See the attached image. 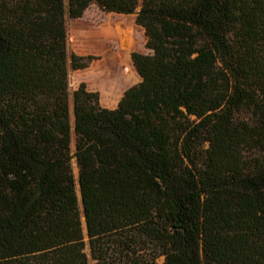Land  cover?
Here are the masks:
<instances>
[{
  "label": "trees",
  "instance_id": "obj_1",
  "mask_svg": "<svg viewBox=\"0 0 264 264\" xmlns=\"http://www.w3.org/2000/svg\"><path fill=\"white\" fill-rule=\"evenodd\" d=\"M91 4L134 15L72 61L101 97L71 108ZM134 20L154 58L120 99ZM83 222L95 264H264V0H0V264H88Z\"/></svg>",
  "mask_w": 264,
  "mask_h": 264
},
{
  "label": "rangeland",
  "instance_id": "obj_2",
  "mask_svg": "<svg viewBox=\"0 0 264 264\" xmlns=\"http://www.w3.org/2000/svg\"><path fill=\"white\" fill-rule=\"evenodd\" d=\"M134 15V14H132ZM132 15H122V14H116V13H108L101 10L98 6L91 4L88 9L84 12L82 17L77 19H71L68 16H66L65 24H66V31H67V51H68V82H69V97H70V104L71 108L73 106V92L80 86V84L84 83L87 87V90L90 92H96L99 94V97H101V91L99 88L94 87L89 88V84L83 79L79 78L78 80L75 77L76 68L72 65V61L75 60V64H77V58L80 55H86V54H97L102 55L105 51L97 52L94 50L95 46V38L96 33L98 31H102L104 28H106L107 23L109 22L110 18H114L115 20H121L118 19L119 17H124L127 21L131 20L130 18ZM112 27L114 25H111ZM133 26V34H132V40H133V47L126 52L127 54V63L123 65L122 72L127 75L131 76L132 80L131 82L122 90V94L120 99L122 98L124 92L140 83L142 81L140 75L138 74L133 61H132V54H139L144 57L154 58V53L152 49V45L155 43L154 37L149 38L146 29L142 27L141 25H138L137 20L132 23ZM95 36V37H94ZM109 52L114 53L113 55L109 54ZM110 55L112 59V64L110 66V73L115 69L116 66L120 64V61L123 59V51H121L116 45H113L112 47H109L105 58ZM113 56V57H112ZM120 99L116 102L113 108L117 107ZM106 108V107H105ZM72 124H73V115H72ZM71 154H75V134L72 132V140H71ZM72 169L74 176L76 178V181L78 180V167L76 163V159H72ZM77 192L79 194V186L77 185ZM84 220V218H82ZM83 235H84V241L86 243V249L85 252L88 257V264H95V261L91 257L90 248H89V238L87 236V231L85 228V222H83ZM164 258L161 257L159 259V263H163Z\"/></svg>",
  "mask_w": 264,
  "mask_h": 264
}]
</instances>
